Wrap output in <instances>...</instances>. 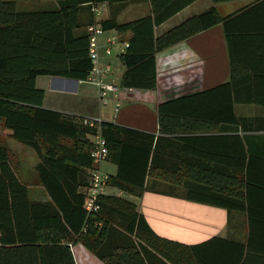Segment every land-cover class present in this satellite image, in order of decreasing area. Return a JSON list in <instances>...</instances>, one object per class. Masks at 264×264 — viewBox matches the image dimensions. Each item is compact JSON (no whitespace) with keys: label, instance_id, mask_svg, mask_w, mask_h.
Returning <instances> with one entry per match:
<instances>
[{"label":"trees","instance_id":"1","mask_svg":"<svg viewBox=\"0 0 264 264\" xmlns=\"http://www.w3.org/2000/svg\"><path fill=\"white\" fill-rule=\"evenodd\" d=\"M126 1L55 0L52 8L18 10L14 0H0L1 132L33 151L37 158L33 165L37 185L48 197L45 200L29 197L27 186L10 163L8 149L0 145V264H75L70 250L74 242L104 264H152L149 260L144 263L138 253L139 250L147 255L145 246L175 263L169 256L170 245L177 248L181 258L187 251L185 245L155 234L135 203L125 196H138L146 189L164 194L180 191L186 200L222 207L227 214H243L247 225L245 242L220 239L232 243L233 255L238 256L232 264L246 261L264 264V156L256 168L258 156L245 154L242 144L238 166L209 165L198 153H191L175 164L167 160L166 137H154L149 132L100 120L97 126L107 150L105 160L115 166L106 185L115 187L122 195L103 192L97 197L96 211L87 213L83 208L81 189L88 184L91 167L90 136L97 128L82 125L80 116L43 107V90L35 87V77L47 75L83 81L91 69L85 28L98 24L101 33L110 31L106 37L114 35L118 46H122L114 54L122 66L117 84L107 80L112 74L110 63L98 59L100 66L109 64L105 81L120 88L153 90L156 53L217 23L221 24L230 46L236 31H242L236 28L237 17L248 10L246 6L239 12L220 16L211 6L155 34V27L191 0H149L150 14L118 22L116 15ZM97 3H107L108 14L96 22L91 7L97 8ZM124 34L127 35L123 37ZM114 50L103 53L111 55ZM96 51L98 56V41ZM233 66L229 48L230 80L219 87L241 81L234 78ZM212 92L214 88L159 103L158 131L166 134L172 127L181 126L202 130L219 119L239 123L240 129L264 131V118H227L215 113L218 103L212 100L209 103L205 97ZM184 99L185 104H178ZM236 102L252 101L241 98ZM253 102L264 106V102ZM181 111H188L190 119L183 121L176 117L186 115ZM191 141L193 150L200 152L196 139ZM131 236L139 241L137 246L131 242Z\"/></svg>","mask_w":264,"mask_h":264},{"label":"crops","instance_id":"2","mask_svg":"<svg viewBox=\"0 0 264 264\" xmlns=\"http://www.w3.org/2000/svg\"><path fill=\"white\" fill-rule=\"evenodd\" d=\"M40 1L43 0H39V3ZM47 1L48 5L39 4V9L55 6V0ZM107 5V3L95 4L102 19L107 17ZM253 5L254 7L249 9ZM211 6L220 16L239 12L248 6V10L237 17L236 28L242 31H236L237 35L230 46H227L220 23L209 26L155 54L156 86L153 90H135L133 94L109 95L104 103L98 99L96 88L91 83L37 75L34 84L35 87L43 90L41 105L67 115L113 121L152 133L154 137H166L169 142L167 160H173L175 164H178L177 162L185 156H190L191 153H198L200 159L204 162L208 161L209 165L238 166L242 144L245 154L258 156L255 159V165L256 168L260 167V158L264 156L263 130L240 129L239 123L219 119L209 128L202 130L192 131L181 126L172 127L173 130L166 134L158 131L156 107L159 103L207 89L213 90V88L214 92L206 93L205 97L209 103L211 100L218 103L215 110L218 115L227 118L235 116L237 119L264 118V106L253 102H264V0H191L189 3L187 1L185 6L177 8L173 14L155 27L154 33L158 34ZM150 12L149 0H127L116 15V20L118 22L133 20ZM96 15L94 14V17ZM109 33L110 31L104 30L98 35V59L101 63L108 62L111 66H119L117 78L113 72L107 77V80L117 84L122 66L112 55L120 52L122 46H118L112 52L113 54L105 55L103 53L104 39ZM126 35L124 34L123 37ZM229 48L234 62V78H240L241 81L229 87H219L221 83L230 80ZM241 98L252 102H236ZM177 102L185 104V99L182 103ZM105 105L113 109V117L110 119L108 114H104V117L101 115L103 113L101 106ZM181 113L186 115H176V117L183 121L190 119L188 111H181ZM249 124L254 125V123ZM194 139L199 144L196 148L200 152L193 150L191 140ZM99 167L108 175L115 171L114 164L106 160L101 162ZM30 190L29 193L28 188L31 199L48 198L38 185L32 186ZM104 193L122 195L115 187L107 185ZM174 193L164 194L146 189L138 196H125L135 203L136 210L143 215L155 234L185 245L187 251L184 250L182 258L177 248L170 245L169 256L175 263L197 264L198 261V264H224L225 262L232 264L237 262L238 256L233 255L232 243L222 241L220 238L239 243L245 242L247 229L245 216L237 212L227 214L222 207L186 200L180 195V191L174 190ZM216 237L219 239H215ZM130 240L136 246L139 243L133 236ZM145 247L148 251L147 255H143L138 250L144 263L149 260L152 264H175L170 262L169 258ZM70 250L75 264H104L79 242L71 244ZM194 252H196L195 255H193ZM246 264H249V261H246Z\"/></svg>","mask_w":264,"mask_h":264},{"label":"built area","instance_id":"3","mask_svg":"<svg viewBox=\"0 0 264 264\" xmlns=\"http://www.w3.org/2000/svg\"><path fill=\"white\" fill-rule=\"evenodd\" d=\"M91 11L94 14H98V9L91 7ZM88 39V56L90 58L91 69L88 76L83 82L91 83L95 86L98 99L104 103L109 95L117 94H133L135 89L132 88H120L119 86L105 81V75L109 73V64L105 63L102 66L98 63L97 56V37L101 33V28L98 24H91L85 28ZM105 50L106 54L110 53L112 49H117V39L114 35H109L105 38ZM82 125L87 127H95L96 133L90 136L91 149L89 156L91 159V167L88 169V184L81 189L84 196L83 208L87 213L96 211L98 205L96 203L98 195L104 192L108 174L103 172L99 168V164L106 159L107 150L104 145L103 138L98 133V124L100 119L80 117Z\"/></svg>","mask_w":264,"mask_h":264},{"label":"rangeland","instance_id":"4","mask_svg":"<svg viewBox=\"0 0 264 264\" xmlns=\"http://www.w3.org/2000/svg\"><path fill=\"white\" fill-rule=\"evenodd\" d=\"M14 3H15V7L18 10H34V9H39V7H38L39 4H43L45 6L48 5L47 0L40 1V3H39V0H14ZM101 19L102 18H101L100 13L94 17V20L96 22L101 20ZM97 39H98V37H97ZM112 57L114 58V55H112ZM111 70L115 75H117L116 76V78H117L119 71H120L119 66L116 67V66L112 65ZM101 107L103 109V113L101 114L103 117L106 114H108V117H109L108 119L113 117L112 116V114H113L112 108H110L109 106H106V105L101 106ZM0 145H3L8 149V153L10 156V163H11L12 167H14V171L17 174L20 181L23 184H25L27 186V188H29V193H30V191H31L30 188L32 186H37L36 174H35V170L33 168V165L37 161L35 154L33 153V151L30 148H28L24 145H21L12 139L4 137L2 132H1V122H0ZM99 168L101 169V167H99Z\"/></svg>","mask_w":264,"mask_h":264},{"label":"water","instance_id":"5","mask_svg":"<svg viewBox=\"0 0 264 264\" xmlns=\"http://www.w3.org/2000/svg\"><path fill=\"white\" fill-rule=\"evenodd\" d=\"M54 78H58V79H63V80H69V81H73L76 82V79H70V78H65V77H57V76H53Z\"/></svg>","mask_w":264,"mask_h":264}]
</instances>
